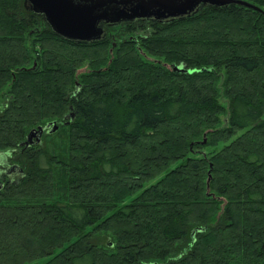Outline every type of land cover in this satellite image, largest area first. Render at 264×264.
Listing matches in <instances>:
<instances>
[{"label": "trees", "instance_id": "obj_1", "mask_svg": "<svg viewBox=\"0 0 264 264\" xmlns=\"http://www.w3.org/2000/svg\"><path fill=\"white\" fill-rule=\"evenodd\" d=\"M244 1L112 47L0 0V158H27L0 168V264H264V0ZM50 122L64 154L21 146Z\"/></svg>", "mask_w": 264, "mask_h": 264}, {"label": "water", "instance_id": "obj_2", "mask_svg": "<svg viewBox=\"0 0 264 264\" xmlns=\"http://www.w3.org/2000/svg\"><path fill=\"white\" fill-rule=\"evenodd\" d=\"M35 13L45 16L47 22L61 37L79 42H93L103 37L102 23H115L123 19L158 21L184 18L194 14L202 4L226 7L233 4L253 5L244 0H28ZM175 71L186 72L179 66H170ZM85 70V69H84ZM77 83V88H80ZM74 116V115H73ZM57 122L33 129L21 146L29 147L42 140L45 131L59 130ZM23 172L18 165L6 173ZM2 187V183H0ZM202 231V229H198ZM156 264V263H155Z\"/></svg>", "mask_w": 264, "mask_h": 264}, {"label": "rangeland", "instance_id": "obj_3", "mask_svg": "<svg viewBox=\"0 0 264 264\" xmlns=\"http://www.w3.org/2000/svg\"><path fill=\"white\" fill-rule=\"evenodd\" d=\"M24 5H25V7L27 8L28 11L33 12L32 5L30 4V2L28 0H24ZM206 7H208V5L202 4L201 7L198 8V10L195 12V14H199ZM39 17H40V19L42 21V27H44L46 25V23H47V20H46L45 16L42 15V14H40ZM142 20H145L144 22H147V23L152 22V21H155L154 19H142ZM170 21L171 20H166L167 23L170 22ZM134 22H136V20L123 19V20L118 21V22H115V23H102L101 24V27L104 30L102 40L103 39H109L110 38L111 41L113 42L112 47H115L117 45V42H119L120 40H122L124 38H127V37H129L130 35L133 34V33L132 34L128 33L126 30H127L128 24L129 23H134ZM84 69H86V70L89 69V64L88 63L86 65H84V68L79 73L82 74L83 71H85ZM220 102L226 108L229 107V101L224 97L223 93H222V96L220 98ZM228 119H229L228 114L222 116L221 127H226L228 125ZM36 128H38V127H36ZM63 131H64V129H62L58 133L57 132L56 133H49L48 131H45L44 135L42 136L41 142L38 143V144H41V143L44 144V145L47 144L50 147L51 152L53 151V154L55 156H60V155L64 154V150H65V148H64L65 145L64 144H67L66 141L68 140V138H67V135H64V136L62 135V132ZM65 132H63V134ZM24 141H27V138ZM38 144H34V145H38ZM204 151L207 154L211 155L214 152H216V149L214 147H209V148H205ZM22 153L23 152L21 150L10 151V154L5 155V158L4 159L0 158V168L6 169V168H10V166L16 165V163H18V162H16L15 160L18 159L19 157H21V154ZM21 158L25 162L27 161L26 160L27 158L25 156L24 157H21ZM9 176H11V175H9ZM55 179H56L57 185L60 184L59 187H58V188H60V186H61V180L63 179V174H62L61 171H59L56 174ZM3 180L5 181V175L4 174H1L0 175V182L1 181L4 182ZM133 199H134V197L129 198L125 202L126 203L127 202H131V200H133ZM194 234H196V231H194ZM190 235H191V232H190ZM108 236L105 237V236L98 235V246L99 247H102V248L105 247L106 249H109L107 247V245L110 244L112 238L110 239ZM197 237H200V235H197L196 238Z\"/></svg>", "mask_w": 264, "mask_h": 264}]
</instances>
